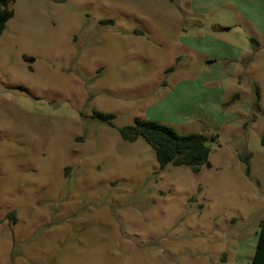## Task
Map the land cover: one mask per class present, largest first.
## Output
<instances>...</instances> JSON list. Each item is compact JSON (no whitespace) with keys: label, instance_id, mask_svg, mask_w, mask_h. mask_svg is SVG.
<instances>
[{"label":"rangeland","instance_id":"rangeland-1","mask_svg":"<svg viewBox=\"0 0 264 264\" xmlns=\"http://www.w3.org/2000/svg\"><path fill=\"white\" fill-rule=\"evenodd\" d=\"M11 7L0 264H250L264 214V0ZM138 119L206 136L207 163L161 169L146 142L118 134Z\"/></svg>","mask_w":264,"mask_h":264},{"label":"trees","instance_id":"trees-1","mask_svg":"<svg viewBox=\"0 0 264 264\" xmlns=\"http://www.w3.org/2000/svg\"><path fill=\"white\" fill-rule=\"evenodd\" d=\"M14 1L0 0V36L5 29L6 23L13 17L11 6ZM234 98H237V96L235 95ZM257 109L259 110L258 105ZM91 118L99 120L111 128L114 127L113 120L115 115L113 114H103L94 111ZM118 134L123 141L128 143H133L138 139L146 142L154 151L161 169L167 165L184 166L192 173H198L209 158L210 151L206 145V136L197 133L181 135L172 127L156 121L138 119L133 125L119 128ZM249 158V154L239 156V159L246 165ZM246 174H249L248 166L246 167ZM11 215L14 216V213H11ZM250 264H264V214L259 223L256 247Z\"/></svg>","mask_w":264,"mask_h":264},{"label":"water","instance_id":"water-1","mask_svg":"<svg viewBox=\"0 0 264 264\" xmlns=\"http://www.w3.org/2000/svg\"><path fill=\"white\" fill-rule=\"evenodd\" d=\"M52 1L58 3V2H62L64 0H52Z\"/></svg>","mask_w":264,"mask_h":264}]
</instances>
